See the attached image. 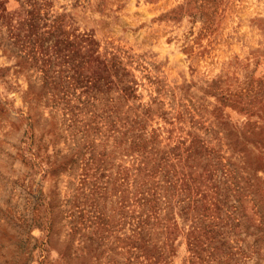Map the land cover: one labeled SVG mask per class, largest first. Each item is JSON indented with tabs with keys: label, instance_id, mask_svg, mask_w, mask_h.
Segmentation results:
<instances>
[{
	"label": "rangeland",
	"instance_id": "rangeland-1",
	"mask_svg": "<svg viewBox=\"0 0 264 264\" xmlns=\"http://www.w3.org/2000/svg\"><path fill=\"white\" fill-rule=\"evenodd\" d=\"M0 264H264V0H0Z\"/></svg>",
	"mask_w": 264,
	"mask_h": 264
}]
</instances>
